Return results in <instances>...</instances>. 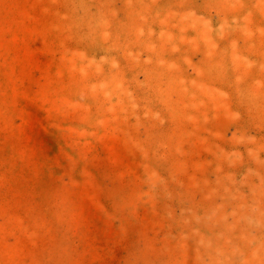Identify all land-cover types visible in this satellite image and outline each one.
<instances>
[{"label": "rangeland", "instance_id": "rangeland-1", "mask_svg": "<svg viewBox=\"0 0 264 264\" xmlns=\"http://www.w3.org/2000/svg\"><path fill=\"white\" fill-rule=\"evenodd\" d=\"M0 264H264V0H0Z\"/></svg>", "mask_w": 264, "mask_h": 264}]
</instances>
